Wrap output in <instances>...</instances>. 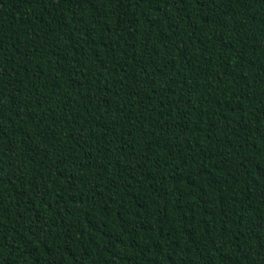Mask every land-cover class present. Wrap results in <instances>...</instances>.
<instances>
[{"label": "trees", "instance_id": "trees-1", "mask_svg": "<svg viewBox=\"0 0 264 264\" xmlns=\"http://www.w3.org/2000/svg\"><path fill=\"white\" fill-rule=\"evenodd\" d=\"M0 264H264V0H0Z\"/></svg>", "mask_w": 264, "mask_h": 264}]
</instances>
